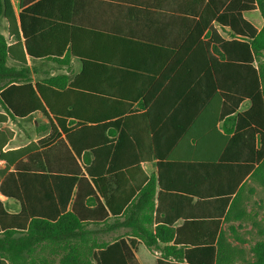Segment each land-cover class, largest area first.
<instances>
[{"label": "trees", "instance_id": "16d2710c", "mask_svg": "<svg viewBox=\"0 0 264 264\" xmlns=\"http://www.w3.org/2000/svg\"><path fill=\"white\" fill-rule=\"evenodd\" d=\"M89 1L20 0L16 16L11 0H0V23L6 18L15 38L10 44L0 29V106L12 117L42 112L51 126L46 137L14 151H4L13 132L0 129V159L6 162L0 193L20 203L19 212L11 213L0 199V264H141L138 239L150 248L167 243L156 264H238L242 250L231 241L230 231H235L234 222L246 219L251 183L264 189V0H186L169 10L129 9L134 17L170 11L176 18L174 65L181 66L176 78L186 79L173 96L175 111L186 104L188 111L169 146L201 119L210 129L220 125L222 150L207 155L138 152L140 170L142 162L158 160V179L142 170L143 181L135 183L126 173L131 185L125 197L122 177L114 169L122 136L113 141L90 135V122L80 118L72 102L74 81L67 76L36 83L29 76L27 57L63 63L76 54L75 30L82 24L74 16ZM255 9L263 17L261 28L244 17ZM220 29H228L230 37ZM9 60L16 65H8ZM246 101L249 107L240 110ZM5 121L0 113V123ZM166 174L173 176L170 184ZM81 187L85 196L104 199L105 214L148 210L149 226L113 242L89 244L87 219L68 209ZM253 253L254 264H264V239L256 241Z\"/></svg>", "mask_w": 264, "mask_h": 264}, {"label": "crops", "instance_id": "0c3cea01", "mask_svg": "<svg viewBox=\"0 0 264 264\" xmlns=\"http://www.w3.org/2000/svg\"><path fill=\"white\" fill-rule=\"evenodd\" d=\"M185 2L186 0H90L74 16L76 22L82 24V28L75 30V55L69 58L64 55L62 58H67L68 61L63 63L27 57L32 83L55 75H65L69 82L74 81L71 99L77 106L80 118L90 122L91 136L110 138L113 141L122 136V142L115 149L118 155L114 161V169L118 168L123 180L126 192L123 197L130 192L131 185L126 173L134 178L135 183L143 181V171L148 178L155 176L158 179V160L152 158L142 162L140 170L136 163L138 152L150 154L154 151H168L174 154L207 155L222 150L220 125L210 129L201 119L181 131L178 141L169 146L181 130L184 114L188 111V107H185L187 104L175 111L176 101L173 96L176 86L182 85L186 79L183 75L176 78L177 71L181 68L174 65L176 50L173 46L179 35L174 22L176 18L170 11H151L152 16L148 17L129 16V9L169 10ZM11 3L17 16L20 0H11ZM248 12L250 11L244 12L245 18ZM0 29L10 44L15 41L9 35L8 22L4 17L1 19ZM220 32L225 38L230 37L228 29H220ZM8 65H16V62L9 60ZM248 107L249 102H243L240 110ZM0 113L7 116V121L0 123V129L7 127L13 132L4 151L25 148L50 132L49 119L42 112L26 117H12L0 106ZM27 118H31L32 135L27 131L30 125L25 126L20 122ZM134 136L138 138L139 146L136 145ZM108 145L103 147L104 151H109ZM97 150H101V147ZM53 164L58 167L57 161ZM5 167L6 162L0 159V170ZM172 177L166 174V183L170 184ZM181 181L185 182V179L181 178ZM143 183L144 186L147 181ZM111 186L116 187L115 177H112ZM80 192L82 193L77 199L73 194L68 209H76L87 219L89 244L113 242L131 234L135 228L149 226L146 221L150 216L148 210H143L142 214V209H136L127 216L124 210L118 216L105 214L107 208L103 198L94 193L85 196L83 187ZM0 199L9 212H19L20 203L17 200L1 193ZM115 204L116 207L120 206V200ZM157 216L154 211L153 231L158 225ZM226 225L224 223V228ZM166 244L160 242L150 248L138 239V261L141 264H156L157 259L163 255ZM141 246L151 253L152 257L147 254L144 259L147 263L139 256Z\"/></svg>", "mask_w": 264, "mask_h": 264}, {"label": "rangeland", "instance_id": "374dc122", "mask_svg": "<svg viewBox=\"0 0 264 264\" xmlns=\"http://www.w3.org/2000/svg\"><path fill=\"white\" fill-rule=\"evenodd\" d=\"M246 17L258 28L263 25V17L259 10L246 13ZM20 122L25 126L30 125L27 131L29 135H32L31 118L21 120ZM251 188L253 189V193H248L245 203L246 219L242 222H234L235 231H230L231 241L242 250V256L237 258L238 264H254L255 255L253 247L256 241L264 239V234H261V230H264V189L256 183H251ZM226 228H228L227 225ZM147 254L151 256L146 247L141 246L139 256L144 262Z\"/></svg>", "mask_w": 264, "mask_h": 264}]
</instances>
